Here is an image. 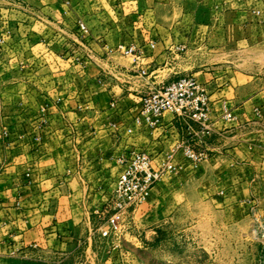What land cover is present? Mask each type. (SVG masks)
Instances as JSON below:
<instances>
[{
  "label": "crops",
  "instance_id": "0c3cea01",
  "mask_svg": "<svg viewBox=\"0 0 264 264\" xmlns=\"http://www.w3.org/2000/svg\"><path fill=\"white\" fill-rule=\"evenodd\" d=\"M165 6L0 0V255L34 248L52 256L47 263L65 264L71 253L91 251L80 241L109 227L119 157L130 149L161 165L189 143L206 161L221 159L222 171L254 172L264 186V78L183 73L182 30L203 25L146 15ZM79 21L89 27L82 36ZM119 45L137 52L125 55ZM186 75L208 90L210 134L170 112L156 129L128 131L142 95ZM110 258L79 264H117Z\"/></svg>",
  "mask_w": 264,
  "mask_h": 264
},
{
  "label": "rangeland",
  "instance_id": "374dc122",
  "mask_svg": "<svg viewBox=\"0 0 264 264\" xmlns=\"http://www.w3.org/2000/svg\"><path fill=\"white\" fill-rule=\"evenodd\" d=\"M155 2L166 5L164 10L146 15L158 23L203 25L182 30L188 37L179 45L185 48L177 49L183 73L264 78V0ZM167 161L172 167L148 201L127 210L109 236L95 232L80 241L93 245L91 251L73 252L65 264H79L84 257L103 262L111 256L117 264H264V186L255 173L222 171L221 159L174 155ZM134 210L136 221L130 217ZM47 260L52 256L34 248L0 255V264H56Z\"/></svg>",
  "mask_w": 264,
  "mask_h": 264
},
{
  "label": "built area",
  "instance_id": "2783aa9c",
  "mask_svg": "<svg viewBox=\"0 0 264 264\" xmlns=\"http://www.w3.org/2000/svg\"><path fill=\"white\" fill-rule=\"evenodd\" d=\"M87 32V23L79 21L75 34L82 36ZM151 46L155 47V43ZM184 48L185 46L177 47L178 50ZM118 49L125 55H134L137 52L135 45H119ZM142 72L147 73L145 69ZM141 101V112L134 119L133 125L128 127L129 132L135 127H160L166 112L194 119L202 126L205 135L212 132L209 122L210 96L206 86L194 75L173 78L142 95ZM226 114L232 117L228 108ZM183 150L185 155L194 161L202 159V155L189 143L183 146ZM119 163L122 170L112 194L109 228L102 231L104 236H109L120 227L127 210L137 208L148 201L153 187L163 177L164 171L172 167L171 161L157 165L147 151L139 149L126 151L119 157Z\"/></svg>",
  "mask_w": 264,
  "mask_h": 264
}]
</instances>
